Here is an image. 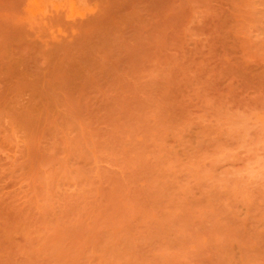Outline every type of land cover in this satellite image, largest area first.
I'll list each match as a JSON object with an SVG mask.
<instances>
[{
  "label": "rangeland",
  "instance_id": "rangeland-1",
  "mask_svg": "<svg viewBox=\"0 0 264 264\" xmlns=\"http://www.w3.org/2000/svg\"><path fill=\"white\" fill-rule=\"evenodd\" d=\"M0 264H264V0H0Z\"/></svg>",
  "mask_w": 264,
  "mask_h": 264
}]
</instances>
